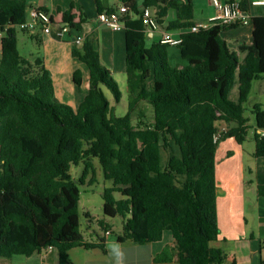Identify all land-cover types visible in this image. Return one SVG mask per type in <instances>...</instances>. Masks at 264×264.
I'll list each match as a JSON object with an SVG mask.
<instances>
[{
	"label": "trees",
	"instance_id": "trees-1",
	"mask_svg": "<svg viewBox=\"0 0 264 264\" xmlns=\"http://www.w3.org/2000/svg\"><path fill=\"white\" fill-rule=\"evenodd\" d=\"M94 1L98 14L115 11L104 9L101 0ZM123 4L128 9L123 30L130 98L127 114L118 117L102 89L105 86L118 103L117 82L89 42L71 51L89 72L88 92L74 109L56 101L52 74L43 59L19 54L18 30L29 20L27 0H0L4 34L0 41V257H29L52 247L60 264H65L72 248L104 250L102 244L86 242L81 233V190L70 174L72 166L84 163L86 179L93 173V159H98L104 178L113 184L103 193L104 215L123 219L119 243H155L169 231L179 264L226 260L223 251L210 248L219 236V142L214 136L219 122L236 125L222 133L221 140L235 138L242 144L249 136L244 105L253 83L264 78V17L251 19L253 42L239 47L242 58L222 37L226 27L216 26L182 35L177 49L187 65L173 67L170 45L148 44L141 10L152 9L160 24L172 10L177 18L166 30H190L193 4L178 0H142L141 4L123 0ZM74 19L71 12L63 16L71 30L78 29ZM236 80L239 98L234 102L229 95ZM73 82L80 89V71L74 73ZM141 103L153 108V121L135 126L132 116ZM252 114L253 155L264 158V137L258 133L264 129L262 105L255 104ZM95 182L93 173L90 184ZM259 194L264 196V187Z\"/></svg>",
	"mask_w": 264,
	"mask_h": 264
},
{
	"label": "crops",
	"instance_id": "crops-1",
	"mask_svg": "<svg viewBox=\"0 0 264 264\" xmlns=\"http://www.w3.org/2000/svg\"><path fill=\"white\" fill-rule=\"evenodd\" d=\"M101 1L104 9L113 8L116 11L123 4V0ZM178 1L193 4L192 22L194 24L205 23L216 14L211 0ZM238 1L243 5L244 13L254 17L253 3L262 0ZM27 2L29 4L28 19L29 11L34 8L46 10L53 18L50 34H46L41 27H38L42 30V35L37 44L43 47L44 52L43 56L36 58L43 59L46 69L52 74L56 89L62 88L63 67H66L64 64L66 63L68 74L69 67H73L72 81L74 73L82 71V86L86 85V94L88 92L89 72L86 65L80 61V63L74 60L70 61L68 58L72 48L76 46L74 39L78 35H82L84 42H89L94 47L100 55L101 63L110 72L125 74L124 30L114 31L100 23L97 20L98 8L94 0H27ZM138 2L141 4L142 0H138ZM69 12L74 15V22L78 25V29L71 30L69 34L59 38L57 32L64 23L63 16ZM176 18V13L172 10L169 11L162 24L163 28L166 29L168 24L175 21ZM36 29L37 27L30 30L28 35L31 39L34 38ZM188 31L189 29H177L169 32L174 37H179ZM148 36V44L161 40V32L148 33ZM2 37H4L3 33L0 36V41ZM222 37L226 40L229 48L242 58L238 49L240 46L252 44L253 24L226 28ZM169 62L173 67L187 65V62L181 59L177 47L169 49ZM76 89L72 87L68 96L61 94L60 102L69 104L76 109L82 101L81 97H77L80 94ZM260 92L264 93V82L260 87ZM85 96H83V100ZM229 98L234 102L238 101V80L235 81ZM235 126L234 123L226 122L217 124L218 132L221 133H226ZM247 141L248 138L244 143L239 144L235 138H225L219 141L217 149L216 193L219 236L216 241L210 243V248L212 252L221 250L225 253L226 260L222 264H264L262 245L264 242V196L259 194V188L264 187V158L254 157L255 144L252 149L248 150L245 146ZM86 215L90 220L93 218L90 212H87ZM103 221L106 229L103 228L102 233L83 236L88 243L102 244L104 250L101 248H72L68 251L65 264H179L177 248L171 232H165L163 239L155 243L138 244L132 241L119 243L118 235L121 233L115 232L108 219ZM108 231L110 234H107ZM0 264H60V257L55 249L44 250L29 257L21 255L11 258L0 257Z\"/></svg>",
	"mask_w": 264,
	"mask_h": 264
},
{
	"label": "rangeland",
	"instance_id": "rangeland-1",
	"mask_svg": "<svg viewBox=\"0 0 264 264\" xmlns=\"http://www.w3.org/2000/svg\"><path fill=\"white\" fill-rule=\"evenodd\" d=\"M37 26L36 33L34 38L31 39L28 35L29 33H25L18 30V51L19 54L28 59H34L39 56H43L44 49L42 46L37 44V41L40 40L42 35V30ZM0 34L2 35L1 31ZM0 35V36H1ZM176 51V50H174ZM65 55V54H64ZM66 58V57H64ZM68 58L70 61L74 60L77 63H80L78 59H74L69 53ZM66 67L64 68L63 73V85L62 88L56 89V101L60 102L61 94H65L68 96L71 92V88L74 87L76 89V85H74L72 81V71L73 67H69V74L67 73V64L64 63ZM103 65V64H102ZM86 68V67H84ZM80 70V69H79ZM82 73V71L80 70ZM113 78L117 82L118 89L121 93L120 101L116 103L111 92L105 87L102 86V89L108 98L111 106L115 108V114L118 117H124L128 112V101L129 94L127 89V78L126 74H121L119 72H111ZM264 79L255 81L253 83V89L249 96L248 102L244 105L245 113L244 116L249 118V122L251 125V129L249 132L248 141L245 144L246 148L252 149L254 147L255 141L253 139V132L256 126L255 117L252 114V109L255 104H261L264 109V93L260 92V87L263 85ZM77 93L80 94L77 97H81L83 101V96L86 94V85L77 88ZM58 95V96H57ZM81 101V102H82ZM153 108L147 103H141L138 109L133 113L132 119L133 124L135 126L139 125V123H151L153 121ZM165 157L168 156L169 152H165ZM93 173L96 178V182L90 184V180L93 176L92 172H89V176L85 179L83 178V172L85 169L84 163H81L78 166H72L70 169V174L72 178L78 182V185L81 190V201H80V214H81V233L85 236H94L96 233H102V225H104V219H108L110 225L115 230L117 234L122 233L123 229V219L121 217L109 218L104 215L103 212V193L106 188L112 187V182L108 181L104 178L103 170L100 165L98 159H93ZM82 179L83 184L80 182ZM116 198H120L119 194H115ZM87 212H90L93 218L90 220L86 215ZM102 224V225H101Z\"/></svg>",
	"mask_w": 264,
	"mask_h": 264
},
{
	"label": "built area",
	"instance_id": "built-area-1",
	"mask_svg": "<svg viewBox=\"0 0 264 264\" xmlns=\"http://www.w3.org/2000/svg\"><path fill=\"white\" fill-rule=\"evenodd\" d=\"M211 3L215 9L216 14L210 18L205 23L194 24L188 32H198L200 29H210L212 27H233L237 25H250V17L244 13L243 7L238 0H211ZM253 6L255 7V16L254 17H263L264 16V0L254 2ZM128 12L127 6L122 4L120 8L113 12H103L98 14L97 20L104 26L114 30L121 31L124 29L123 20L124 15ZM141 19L143 24L147 29V33L161 32L162 44L170 45L171 47L179 46L183 39L182 36L174 37L171 32L164 29L162 24H160L150 8H143L141 10ZM53 25V18L49 13H46L38 8L31 9L29 11V20L20 26V29L31 30L35 27L40 26L46 34L51 33V27ZM71 32V28L68 23H63L60 29L57 32V36L62 38ZM84 38L82 35H78L74 39L76 47H82ZM260 136L264 137V129L258 130ZM221 132H218L214 136V142H219L221 140ZM107 234H110L108 231ZM47 250H53L52 247H49Z\"/></svg>",
	"mask_w": 264,
	"mask_h": 264
}]
</instances>
